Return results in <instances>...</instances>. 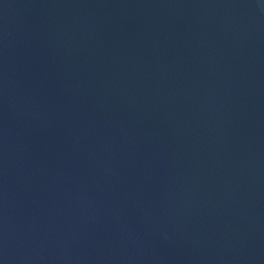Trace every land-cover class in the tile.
<instances>
[{
  "label": "water",
  "instance_id": "water-1",
  "mask_svg": "<svg viewBox=\"0 0 264 264\" xmlns=\"http://www.w3.org/2000/svg\"><path fill=\"white\" fill-rule=\"evenodd\" d=\"M0 264H264V0H0Z\"/></svg>",
  "mask_w": 264,
  "mask_h": 264
}]
</instances>
